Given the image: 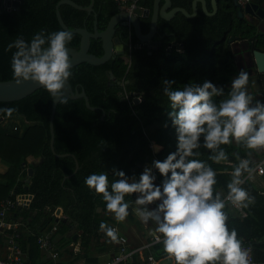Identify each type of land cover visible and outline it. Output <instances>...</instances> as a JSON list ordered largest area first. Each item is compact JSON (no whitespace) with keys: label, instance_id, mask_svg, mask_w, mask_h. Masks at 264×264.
<instances>
[{"label":"trees","instance_id":"obj_1","mask_svg":"<svg viewBox=\"0 0 264 264\" xmlns=\"http://www.w3.org/2000/svg\"><path fill=\"white\" fill-rule=\"evenodd\" d=\"M59 1L21 0L20 9L0 12L1 81L14 80L11 61L16 49L7 50V46L17 36L30 42L34 34L41 31L50 34L64 30L57 18L56 7ZM73 1L82 6L91 3V0ZM192 1L175 0L174 5L191 10ZM140 3L152 10L154 0H141ZM119 8L116 0H95L94 9L98 15L97 26L100 31L107 28ZM60 11L70 28L87 27L94 31L93 14L68 4H63ZM144 20L143 31H148L151 16ZM159 28L167 34L162 49H156L152 53L146 48L131 49L129 43L132 32L126 27L118 26L117 34L124 33L129 62L123 56H115L101 66L82 63L70 69L72 76L69 80L74 89H84L91 104L107 113L102 119L103 111L90 110L83 98H67V103L58 104L54 119V146L58 154L70 155L57 156L52 151L50 119L53 98L46 89L42 87L18 101L0 102V110H16L11 116L0 111V161L9 165L8 170L0 172L1 200L12 192L31 193L34 200L27 211L32 217L39 212H47V207H62L67 217L61 223L63 232L69 221L78 222L86 234L99 231L100 223L108 224L112 217L106 210L102 196L86 186V177L93 173L107 172L111 184L118 179L112 174L115 168L130 177L135 175L138 180L143 168H133L139 163L162 161L176 150L175 129L167 116L170 104L163 94V80H175L177 84L174 88L209 80L218 86H224L227 93L231 79L240 71L229 39L236 37L241 41H253L250 44L251 52L256 49L264 51V34H258L253 25L244 18H239L236 8L223 3L213 16L207 15L203 10L194 18L179 13L172 21L161 20ZM72 34L73 39L66 46L79 49L81 35ZM170 42L181 43L183 48H174L169 52L166 45ZM90 53L103 55L101 40L92 39ZM136 95L142 98L139 103L135 102ZM223 98L214 100L218 102ZM16 116L22 117L23 129L14 128L15 124H4ZM153 143L161 145L162 150L154 153L151 147ZM221 148L228 159L216 164L209 159L212 153L203 147L201 137V147L197 150L200 155L193 158L204 161L216 172L217 183L213 187V199L219 194L224 201L228 194L227 185L233 179L232 172L240 160H249V168L253 170L257 162L264 158V153L248 149L243 142L221 145ZM31 156L42 158V162L34 168L31 184L27 186L19 181V176L23 164H27V159ZM76 159L79 162L78 171L65 179L75 172ZM249 173L243 172L241 179L244 183L240 185L250 197L255 198L254 203L244 208L248 216L240 218L232 215L226 205L224 209L228 215L229 230L235 229L238 238H243V244L264 241V195L259 193L251 181L245 179ZM160 179L163 180L161 176ZM135 195L126 196V202L135 200ZM99 206L107 212L104 219L99 218ZM35 228L36 234L30 237L34 263L39 255V245L36 242L37 231L40 230ZM255 259L256 263L264 264V243L257 245Z\"/></svg>","mask_w":264,"mask_h":264},{"label":"clouds","instance_id":"obj_2","mask_svg":"<svg viewBox=\"0 0 264 264\" xmlns=\"http://www.w3.org/2000/svg\"><path fill=\"white\" fill-rule=\"evenodd\" d=\"M72 39L73 34L65 30L50 34L41 31L30 42L17 36L7 46V50L16 49L11 61L15 82L19 85L30 80L46 89L53 102L59 99V103H67L64 89L72 76V65L66 45ZM176 84L175 80H163L176 150L162 161L153 160L150 167L146 165L138 180L135 175L130 177L114 168L112 174L118 179L111 184L107 172L90 174L85 184L102 196L107 212L118 223L129 216L131 205L125 197L136 194L135 215L144 224L150 219L157 223L155 231L163 237V251L175 264H250L249 251L242 247L243 238H238L235 229L229 230L224 201L219 194L213 199L216 172L193 157L200 155L197 150L201 137L203 147L212 153L209 159L216 164L228 159L221 145L243 142L248 149H264V103L249 91V74L242 69L231 79L227 93L224 86L209 80L187 83L183 88H174ZM218 97L224 98L216 102L214 98ZM0 111L11 116L16 110ZM151 147L154 153L162 150L156 143ZM249 163L241 159L227 185L226 199L237 208H247L255 200L240 187L244 183L243 172L252 171ZM153 169L163 178L162 184L155 183L157 176ZM257 170L264 174V167ZM154 202L159 203L148 210L147 206ZM99 229L109 242H120L116 228L101 222ZM156 240L159 242L160 236Z\"/></svg>","mask_w":264,"mask_h":264},{"label":"water","instance_id":"obj_3","mask_svg":"<svg viewBox=\"0 0 264 264\" xmlns=\"http://www.w3.org/2000/svg\"><path fill=\"white\" fill-rule=\"evenodd\" d=\"M162 1L165 2L163 6L160 5ZM230 1H232L234 6L238 8V13L241 18H244L247 15L250 17H254L255 19L256 17H258L264 20V1L263 0H260V1L252 0L250 3L246 5L245 9H243L239 5L238 0H230ZM199 2L203 3L204 9L207 12V14L212 16L218 12L219 3L221 2V0H212L213 12L208 11L206 0H194L193 1L194 10L192 13H190L186 8L181 7V6H177L173 8V0H154V8H153L150 30L148 33L145 34L142 29V17L149 16L150 14L149 9L143 10L142 8H138L137 10H134L133 12H131L127 9L126 6H121L119 8V12L111 18L107 28L104 31H100L97 26L98 15L94 9L95 0H91V3L87 6H82L73 0H60L56 7L57 18H58L60 25L66 31H70L71 33L81 35V44H80L79 49L66 46L68 49L69 56H70V61L72 65L71 68L78 66L82 63H88L94 66H101V65L106 64L108 61H110L115 56L125 55V51L123 50L124 45L121 43L120 38L116 36L118 26H123V27L131 26L134 29V32L140 41V43L137 44L136 47H139V48L150 47V49H156V46H154V37L158 33L159 20L162 18V19L170 21L175 17V15L178 12H182L187 17L193 18L199 12L198 10ZM2 3H3V0H0V12L3 10H9V11L18 10L20 9V6H21V0H15L12 4V7L10 8L3 7ZM63 4H68L79 10L86 11L88 12V14H93L95 17L94 31L93 32L90 31L87 27L70 28L65 23L62 17L61 11H60V7ZM92 39L101 40L102 47L104 50V53L102 56H97L96 54L90 53ZM233 39L235 40L236 38L233 37L231 38L230 41L232 42ZM252 54H253L254 63H255V72L264 75V51L256 49L253 51ZM262 81L264 83V77L262 78ZM256 84L260 85V80L256 81L255 85ZM41 88L42 86L36 83H33L30 80L23 81L19 85L15 82V79L5 80V81L0 80V102H14V101L24 99ZM249 91H250V88H249ZM64 96L72 100L83 98L86 102V106L90 110H93V111L102 110L103 111L102 119H104L107 115L104 109L97 107V106H93L91 104L90 98L84 89H82L81 91L78 89H74L70 80H68L65 84ZM260 99H262V103H264L263 94L261 95ZM141 100H142L141 96L136 95L135 102L139 103ZM58 104H59V99H57L56 102H53V105H52V114H51V119H50L51 148H52V151L57 156H66L70 154L69 153L58 154L54 146V143H55L54 119H55V115L57 112ZM250 106L253 107V104H251ZM148 160H149V157L146 158V161ZM37 165H38V162H34V166L29 168V177L27 179V186L31 184V179L34 174V168ZM76 165L77 167H76L75 172L71 175L66 176L65 179L73 176L78 171L79 162L77 159H76ZM143 166H144V163H139L137 167H134L133 169L136 170L138 168H143ZM26 208L29 209L30 207L27 206ZM62 209H63L62 207H59V212ZM263 243L264 241L252 242L254 256H256L257 245L263 244Z\"/></svg>","mask_w":264,"mask_h":264},{"label":"crops","instance_id":"obj_4","mask_svg":"<svg viewBox=\"0 0 264 264\" xmlns=\"http://www.w3.org/2000/svg\"><path fill=\"white\" fill-rule=\"evenodd\" d=\"M140 1H139V6L143 7L144 9H149V13H150L149 16H151V20H152L154 4H153V8L151 10L150 8H147L146 6L140 5L141 4ZM193 1L191 3V10L186 8L190 13H192L194 10ZM255 1H260V0H255ZM174 2H175V0H173V8L177 7L176 5H174ZM206 2H207L208 11L213 12L212 0L210 2L211 4L209 3L208 0H206ZM222 3L226 4L227 6H230L231 8H236L237 12H238V8L234 6L232 1L221 0V2L219 3V7ZM164 4H165V2L162 1L160 5L163 6ZM181 7H183V6H181ZM211 8H212V10H211ZM243 9H245V8H243ZM198 10H199V12H200V10H203L207 14V12L204 9V5L202 2L198 3ZM199 12H198V14H199ZM179 13H182V12H178L173 19H175ZM238 15H239V13H238ZM148 17L143 16L142 19H146ZM239 18H241V17L239 16ZM244 19H246L251 25H253V27L255 28V31L258 34H264V30L262 29V27L257 26L255 24V18L254 17H250V16L246 15L244 17ZM161 20H165V19L161 18L159 20V24H160ZM172 20H170V21H172ZM166 21H168V20H166ZM150 26H151V23H150ZM126 28H128L130 30V32H132V40L130 42V48L131 49L139 48V47H136L137 44L135 45V42L137 40V36L134 32V29L131 26L126 27ZM142 29H143V26H142ZM158 32H159V27H158ZM231 38H233V37H231ZM231 38L229 40H231ZM134 39H135V41H133ZM236 40L237 39H235V40L233 39L232 41H236ZM237 42L241 43L242 45H245V48H250V44L253 43V41L250 42V40H248V41L238 40ZM178 44H181V43L170 42L169 44L166 45V50L171 52L174 48L178 49V46H179ZM154 46H156V49H162L163 42H158V43L154 42ZM160 46H161V48H160ZM182 48H183V45L181 44V47L179 48V50H181ZM233 49H234L235 54H236V48L233 47ZM126 59H128V58L126 57ZM236 60H237L238 67H240L239 66V60L237 58V54H236ZM129 61H130V58L128 59V62ZM4 124L9 125L10 122L5 121ZM258 151L260 153H264V149H258ZM27 162L28 163L26 165L23 164V167L21 169V173L19 176V181L24 182L26 185H27V179L29 177V168L34 166V162H38V163L42 162V158H35V157L31 156L27 159ZM151 164H152V162L145 163L143 166V169L146 165L150 167ZM8 168H9L8 163H4V162L0 161V172H5L6 170H8ZM245 179H248L249 181H251L256 186V188L259 190V193L264 195V174L262 175V174L257 173L255 171V167H254V169L245 177ZM133 202H134V200L132 201V203ZM129 203H131V201ZM224 203L228 207L229 212L232 215L238 214L237 216H240V218H246L248 216V212L246 210L245 211L247 212V216L243 217L240 215L238 208H236L234 205H232L231 202L224 201ZM135 207H137V206L135 205ZM135 207H132L129 210V216L122 223H118L114 219V215L111 214L112 218L108 222V225L110 227H112L113 225H118L120 227L121 232L128 237L129 246L131 248H137L138 250H140L136 254L137 259H143V258H146L147 256L153 255V256L157 257L158 259H160L161 264H174L175 261L173 259H169L167 257V254L163 251V241H160L157 243L153 242L154 235H157V234L161 235L155 231V229L157 227V223L151 219L149 220L148 224L142 223L140 221V219L134 214L133 209ZM140 207H145V206H140ZM147 207H148V210H153L156 207V204L153 203L152 205H149ZM27 210H29V209L22 208V209L17 210L16 213H18L17 215H18L19 219H24V221H25V218L23 217V213H24V211H27ZM97 212L99 214L100 219H104L107 216V212L101 206H99L97 208ZM50 218L55 219L56 223L59 225L58 229L53 230V239L55 241L57 250L59 251V257H60L59 261L60 262H73L76 264H99V263H102L103 261H105L106 259L112 257L113 255L117 254L120 244L109 242V238L103 232H101L100 229L97 232H93L91 234L90 233L86 234L80 228L78 222L69 221L67 223L68 227L63 232L62 228H61V223L63 221L67 220L66 215H65V218H61L59 220L56 218H53L51 215H50ZM40 227H42V226H40ZM35 229L36 228H33V227L30 228L29 224H27L26 226H24L22 228L23 246H24V250L26 252V254H25L26 258L29 261L34 260V259H32L30 237H34V235L36 234ZM39 229L40 230L37 231V232H39L38 235L41 233L52 231V229H49V226H43L42 228H39ZM37 243H38V241L36 242V244ZM38 251H39V255L36 258V263H39V262H43L46 264H54L55 263V261L52 258H50L48 254L43 253L40 250V248H38ZM168 261H170V262H168ZM256 264H258V263H256Z\"/></svg>","mask_w":264,"mask_h":264},{"label":"built area","instance_id":"obj_5","mask_svg":"<svg viewBox=\"0 0 264 264\" xmlns=\"http://www.w3.org/2000/svg\"><path fill=\"white\" fill-rule=\"evenodd\" d=\"M15 0H3V7L10 8ZM120 6H126L131 12L143 7L139 6L140 0H116ZM252 0H238L239 5L245 8ZM178 50L181 44H178ZM264 167V158L257 162L255 171L261 174L257 169ZM154 174L157 176L156 184H162L159 173L153 169ZM263 175V174H262ZM263 193V192H262ZM228 195V194H227ZM227 195L224 201H228ZM34 200V195L31 193L14 194L0 200V264H46L43 262L34 263L26 258V252L23 246V232L24 219H19L17 210L31 206ZM230 202V201H229ZM237 208V207H236ZM240 215L247 216V212L241 207L238 208ZM46 213H49L53 218L61 219L65 218L63 209L59 212V207L52 209L46 208ZM113 228L118 230L120 237V246L117 254L106 259L99 264H161L160 259L150 255L143 259H137L136 254L140 251L137 248H131L129 246L128 237L123 234L118 225H113ZM37 241L39 248L43 253L49 255L55 263L54 264H76L73 262H60L59 251L57 250L55 241L53 239V230L37 235ZM160 236V241H163L161 235H154L153 242L157 243L156 237ZM243 248L249 251L250 264H255L256 259L253 253V246L251 243L242 245ZM219 264V262H217Z\"/></svg>","mask_w":264,"mask_h":264},{"label":"rangeland","instance_id":"obj_6","mask_svg":"<svg viewBox=\"0 0 264 264\" xmlns=\"http://www.w3.org/2000/svg\"><path fill=\"white\" fill-rule=\"evenodd\" d=\"M237 41L238 40L232 41L231 45H232V47L236 48V54H237V58L239 60V66H240L239 68L244 70V71H247L250 64L255 65L254 58H253V55L250 52H248L247 48L244 49L245 45H242L241 43H238ZM8 122H10L11 125L15 124L16 126H13L14 128L23 129L24 123H23L22 117H19V116L13 117L12 119H9ZM26 124H28V122H26ZM19 126H21V127H19ZM131 203H132V201H131ZM131 203H130V205H131L130 209L132 207H135L134 202L132 204ZM154 203L157 205L159 202H154ZM23 217L25 218L24 226L29 224L30 228L37 227L39 229L40 226H42L44 224L46 226H49V229H52V230L59 228V225L56 223L55 219L51 220L50 214L46 213V212H39L37 216L32 217V214H30L29 211H24ZM168 262H170V261H168Z\"/></svg>","mask_w":264,"mask_h":264},{"label":"flooded vegetation","instance_id":"obj_7","mask_svg":"<svg viewBox=\"0 0 264 264\" xmlns=\"http://www.w3.org/2000/svg\"><path fill=\"white\" fill-rule=\"evenodd\" d=\"M255 24L257 26L262 27V29L264 30V20L263 19L256 17ZM143 25H145V20L144 19H142V26ZM149 29H148V31H149ZM148 31H143V32L146 34ZM116 36H118L120 38L121 43L124 45L123 50L125 51V55H123V57L124 58L127 57L129 59L130 56L126 54L127 43H126V40L124 38V33L120 32V35H119V33L118 34L116 33ZM166 37H167V34L166 33L164 34L160 30V28H159V32H158V34H156V36L154 38V42H156V43L163 42L164 40H166ZM139 42L140 41L137 38V40L135 42V45L138 44ZM129 47H130V43H129ZM146 49L149 50V53H152L154 50H156V49H150V47H147ZM247 50L251 54L253 53V51L251 52L250 48H247ZM233 51H234V49H233ZM128 59H126L127 62H128ZM246 72L249 74V79H250V86H249V88H250V92L252 93V95L254 97H256V99H259L262 102V99H260V98H261V95L263 94V100H264V83L262 81V78L264 77V75L263 74L256 73L255 72V65H252V64L249 65V67H248V69H247ZM258 80H260V85H258V84L255 85L256 81H258ZM252 104H253V107H254L255 106V99L253 100ZM3 120H4V117L1 118V121H3Z\"/></svg>","mask_w":264,"mask_h":264}]
</instances>
